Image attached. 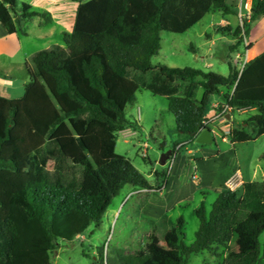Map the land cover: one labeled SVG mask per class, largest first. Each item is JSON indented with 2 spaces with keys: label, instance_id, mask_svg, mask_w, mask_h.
Segmentation results:
<instances>
[{
  "label": "trees",
  "instance_id": "trees-1",
  "mask_svg": "<svg viewBox=\"0 0 264 264\" xmlns=\"http://www.w3.org/2000/svg\"><path fill=\"white\" fill-rule=\"evenodd\" d=\"M72 1L79 6L73 31L62 33L63 45L26 61L29 82L22 98L0 96V264H53L58 242H73L100 224L127 185L161 190L116 153L118 133L139 127L127 119L126 109L140 90L168 99L184 144L209 128L212 97H223L231 115L257 112L246 121L252 133L230 129L233 145L264 135V53L243 70L229 62L228 76L153 63L161 32L185 33L211 12L238 16L237 0ZM17 3L0 0V23L8 34H25L24 24L36 17L52 22L48 12L27 2L16 16ZM261 17L264 0H252L250 22L217 28L237 40L231 54ZM195 213L199 229L192 245L183 242L184 219L164 214L151 222L144 250L133 256L119 252L107 263L188 264L192 255L222 246L227 252L222 264H264V180L222 192L210 211L202 203Z\"/></svg>",
  "mask_w": 264,
  "mask_h": 264
},
{
  "label": "rangeland",
  "instance_id": "rangeland-1",
  "mask_svg": "<svg viewBox=\"0 0 264 264\" xmlns=\"http://www.w3.org/2000/svg\"><path fill=\"white\" fill-rule=\"evenodd\" d=\"M64 1L66 4L59 9L53 7L48 0H18L16 16L21 14L22 4L27 2L37 10L48 12L52 22L49 23L47 18H33L24 24L25 34L18 32L0 43V49L6 51L5 55L0 56V96L8 99L22 98L25 95V83L29 82L26 61L38 51L46 50L53 45H63L62 33L67 30L60 21H66L69 8L76 6L72 0ZM237 1L241 7L245 0ZM53 15L59 19L58 24H54ZM216 19H220L219 15L211 12L185 33L161 32V50L153 58V63L171 68L191 67L227 76L231 60L220 62L218 58V53H224V48L218 46L212 48V53L207 52L209 44L205 34L215 35L216 29L210 25ZM234 19L236 26L251 21V18L245 17L243 13L242 18L238 14ZM217 23L214 27H221ZM2 28L0 24V30ZM251 31L247 41L244 40L242 47L239 48L236 61L232 62L238 70H242L243 65L249 62L253 55H260L264 51V17L251 23ZM251 46L254 47L251 50L253 52L248 56L246 51ZM207 64L212 66L206 68ZM201 94L203 90H200L199 98ZM218 99L219 97H212V101ZM139 110L144 115L143 124L135 130L136 136L118 135L116 153L129 159L151 186L160 185L165 188L160 191H147L127 185L112 200L100 224H93L73 242L63 240L58 242L56 250L51 255L53 264H106L107 258L117 260L119 252L125 256H133L144 250L153 230L151 222H157L164 214L174 220L180 217L184 219L183 242L192 245L199 229V219L195 210L205 203L207 210L210 211L220 193L242 188L240 179L238 181L233 175L224 182L231 170L233 171L234 165L247 175L248 178H244L245 182L264 180V161L261 159L264 155V135L254 141L235 145L229 139L230 129L234 127H243L252 133L253 129L246 121L256 113L255 110L248 109L235 113V124H231V127L218 125L216 142L212 145H199L196 142L184 144L186 136L177 130V122L169 111L166 97L140 90L135 103L126 109L127 119L136 122ZM211 110L210 106L208 112ZM177 143H183L181 144L183 146L177 147ZM170 151L175 152L174 156L168 158L169 160L175 157L171 171L167 164L168 160L165 165H161L162 158ZM190 151L192 152L189 153ZM221 151L226 153L215 156ZM48 162L51 168L50 158ZM165 182L167 184L169 182L168 187ZM144 198H147L146 204L140 208V202ZM260 241L264 246V233ZM226 255V249L218 246L211 251L192 255L188 264H222Z\"/></svg>",
  "mask_w": 264,
  "mask_h": 264
},
{
  "label": "crops",
  "instance_id": "crops-1",
  "mask_svg": "<svg viewBox=\"0 0 264 264\" xmlns=\"http://www.w3.org/2000/svg\"><path fill=\"white\" fill-rule=\"evenodd\" d=\"M48 1L52 4L53 7H58L59 9H61V6H63V5L66 4V1H64V0H48ZM244 2H248V4L252 6V0H245ZM78 6H79V4L76 3V6H74V8L73 7L72 8H69V12L67 13L68 14L67 20L66 21H64V20L60 21V23L63 24V26L66 28L67 32H72L73 29H74L75 19H76V13H77ZM240 9H241V7H239V10ZM48 11H51V9H48ZM217 14L219 15V18L221 19V21H219L220 19H216V20L212 21V23L210 25L211 28L216 29L215 35H212L211 36V35H209V33H206L205 34V38L207 40V44H209V48H208V51L207 52L212 53V48L215 49L216 47L221 46V47L224 48V53H221V52L218 53L219 61L220 62H223V61L228 62V61L231 60L232 62H235L236 61V57L239 56V53L238 52L240 51V49H238L237 51H235L232 54L230 53V51H231L232 46L234 44H236V41L237 40L235 38H233V37L222 36L217 31V28L214 27V25H216L217 21H219L217 24L219 26H221V27H225V26H229V25L230 26H233V27H236V23H235V19L234 18H236L237 16L228 15L226 17H223L221 13L218 12ZM52 17L54 19V24H58V20L59 19H57L56 16H54V15ZM254 28H255V26H254ZM13 35H15V34H12V35L8 34L7 31L5 30V28L3 27L0 30V43L3 40L10 39ZM219 43L221 45H219ZM253 48L254 47L252 46V48L250 50H247L246 51L248 53V56L253 52V51L251 52V50ZM262 53H264V51ZM262 53H260V55ZM5 54H6V51L0 49V56L5 55ZM232 56L233 57L235 56V58L233 59ZM258 56L259 55H257V54L253 55V57L250 60H252V59H254V58L258 57ZM211 66L212 65L207 64L206 65V68H210ZM205 72H209V71H205ZM229 74H230V72H229ZM26 84L27 83H25V85ZM200 90H203V89H199L198 90L197 99H199V100L202 99V97L204 95V90H203V94H201V98H199ZM224 106H225L224 98L223 97H219L218 100H214V101L211 102V108H212V110H211L210 113H208V127L212 130V133L214 134L215 142H216V137L218 135V134L216 135V133L218 131L216 129V127L219 125V126H224V127L226 126V128H227L231 124H235V119L236 118L234 117V114L235 113H241L243 111V110L237 111V112L233 113L232 115H231V112H228L224 117H218V114L221 112V111H219V109L221 107H224ZM140 110H139V113H138L137 117L135 118L136 119V122H138V125L143 124V121H144L143 120L144 115L142 114V111H140ZM256 113H253V115H255ZM222 120H225V121H222ZM156 125H158V122L157 121H156ZM119 134H123V135H127V136H130L131 137V136H136L137 135V132L135 130L127 129V130H124V131L119 132L118 135ZM191 152L192 151H190L189 153H191ZM227 152L231 153L230 151H227ZM225 153L226 152L222 153V151H221V153H217V154H215V156H222ZM168 154H169V157H171L172 156V151H170ZM210 154L211 153H208V155H210ZM169 157H166L165 160L167 161ZM161 165H163L162 162H161ZM232 175H233V177L237 178L238 181L240 179V184L241 185L245 182L244 181V178L247 177V175H244V172L239 167L236 168L235 165H234L233 166V171L231 170L230 174L224 179V182L227 181L230 177H232ZM168 185H169V182L167 184V187H168ZM200 185H202V181H201V184ZM144 211H146V207L144 208Z\"/></svg>",
  "mask_w": 264,
  "mask_h": 264
},
{
  "label": "built area",
  "instance_id": "built-area-1",
  "mask_svg": "<svg viewBox=\"0 0 264 264\" xmlns=\"http://www.w3.org/2000/svg\"><path fill=\"white\" fill-rule=\"evenodd\" d=\"M251 9H252V6L249 5L248 2L242 3L241 4L240 13H239L240 17L242 18V13H243L245 17L251 18ZM245 65H246V63L243 65V68L245 67ZM243 68H242V70H243ZM228 112H231V109L229 108V106L225 105L223 107L222 111L218 114V117H224ZM206 125L208 126V122H206ZM167 164H169L170 171H171L173 169V167H174V164H175V157H173L172 159L170 158L167 161ZM164 188H165V186L163 188H161V190L164 189ZM147 191H149V190H147Z\"/></svg>",
  "mask_w": 264,
  "mask_h": 264
},
{
  "label": "water",
  "instance_id": "water-1",
  "mask_svg": "<svg viewBox=\"0 0 264 264\" xmlns=\"http://www.w3.org/2000/svg\"><path fill=\"white\" fill-rule=\"evenodd\" d=\"M197 144L199 145H212L215 142L214 139V134L212 133V130L210 128L204 129L197 137H196V141ZM169 157L165 155L162 158V164L165 165L166 164V160L165 158Z\"/></svg>",
  "mask_w": 264,
  "mask_h": 264
}]
</instances>
